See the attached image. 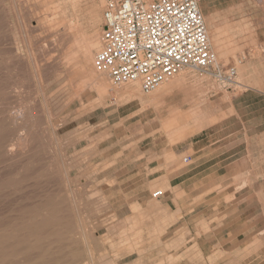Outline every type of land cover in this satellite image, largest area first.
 Returning <instances> with one entry per match:
<instances>
[{"label": "rangeland", "instance_id": "rangeland-1", "mask_svg": "<svg viewBox=\"0 0 264 264\" xmlns=\"http://www.w3.org/2000/svg\"><path fill=\"white\" fill-rule=\"evenodd\" d=\"M201 9L212 67L101 91L66 54L95 55L103 0H0V208L46 202L80 264H264V0Z\"/></svg>", "mask_w": 264, "mask_h": 264}, {"label": "built area", "instance_id": "built-area-1", "mask_svg": "<svg viewBox=\"0 0 264 264\" xmlns=\"http://www.w3.org/2000/svg\"><path fill=\"white\" fill-rule=\"evenodd\" d=\"M103 1L104 25L94 65L114 85L140 82L150 93L185 68L207 71L215 64L201 9L206 0ZM235 74L232 70L229 79ZM163 196V190L153 193Z\"/></svg>", "mask_w": 264, "mask_h": 264}, {"label": "bare ground", "instance_id": "bare-ground-1", "mask_svg": "<svg viewBox=\"0 0 264 264\" xmlns=\"http://www.w3.org/2000/svg\"><path fill=\"white\" fill-rule=\"evenodd\" d=\"M71 28L72 27L69 26L67 30L71 32ZM70 32L67 33L66 31V33L70 37H72L73 34ZM211 36L213 37V35L209 34L210 42L212 40H216L211 39ZM216 41H212L213 44H215ZM217 42L219 43V41ZM81 44L76 39H71L69 45L70 50L68 49V53L66 54L67 58L64 57V59H67L66 62H71L74 59H77V67L79 66V70H83V76H87L86 78L82 77L83 81L85 80L87 82L86 83L84 81V83H86V87L87 85H89L90 87L94 88L98 85L99 90L105 91L108 88L106 87L105 83L110 86L111 81L109 80L110 84L105 82L106 79L101 77L99 75L100 73L98 74L96 72L97 69L93 62V49L97 46L93 43H88V45L86 43L87 48L84 51L82 50L83 53H81V55L80 53H78L79 50L84 48ZM218 45L217 48L215 46V49L217 51H220L219 47L221 46ZM75 65L73 66L75 67ZM72 69V71H74V68ZM178 74L179 75L175 79V81L173 80L174 82L172 84L164 85L161 91L165 90V86L169 87L175 82H177V85L184 82L187 77L188 71H180ZM82 75L80 74V76ZM105 75L107 76V74ZM169 89L173 88L169 87ZM137 91H139V88ZM28 193L24 194L27 195V197L33 195L29 193L28 196ZM12 197V193L6 195L4 199L7 200V202L2 206V208H0V230L5 228H9L11 230L10 232H0V264H80L81 262L88 260L83 257V254L78 249L79 241L76 243L74 240H71L73 233L71 234L72 227H70V223H68V226L66 225L67 227H63L64 229H56L53 227L58 221H61L63 218L61 216H56V214H54V211L44 213L42 209L47 207L46 202L40 201L38 203H35L33 201L27 202L24 200L25 202L23 201L13 203L11 202V200L17 198ZM30 198L32 197L30 196ZM46 239L48 240L46 241Z\"/></svg>", "mask_w": 264, "mask_h": 264}, {"label": "crops", "instance_id": "crops-1", "mask_svg": "<svg viewBox=\"0 0 264 264\" xmlns=\"http://www.w3.org/2000/svg\"><path fill=\"white\" fill-rule=\"evenodd\" d=\"M259 17V16H261V15H257L256 14V17ZM254 32L256 33V34H259V33H264V25H263V27L262 26H260V25H257V21H255L254 22Z\"/></svg>", "mask_w": 264, "mask_h": 264}]
</instances>
